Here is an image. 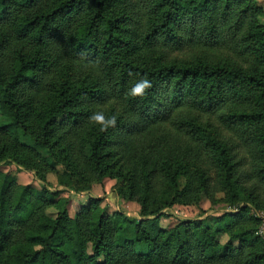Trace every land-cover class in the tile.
<instances>
[{
	"label": "trees",
	"instance_id": "1",
	"mask_svg": "<svg viewBox=\"0 0 264 264\" xmlns=\"http://www.w3.org/2000/svg\"><path fill=\"white\" fill-rule=\"evenodd\" d=\"M0 114V162L42 182L62 166L75 191L113 177L145 217L96 197L70 214L0 170V264H264L246 206L212 226L156 215L216 192L264 208L256 0H0Z\"/></svg>",
	"mask_w": 264,
	"mask_h": 264
},
{
	"label": "rangeland",
	"instance_id": "2",
	"mask_svg": "<svg viewBox=\"0 0 264 264\" xmlns=\"http://www.w3.org/2000/svg\"><path fill=\"white\" fill-rule=\"evenodd\" d=\"M264 9V0H256ZM262 18H259L261 21ZM190 49H185L186 56L190 53ZM198 54L205 55L204 52L198 51ZM178 57L182 58V52H177ZM179 59V58H178ZM6 119L0 114V123ZM19 138L21 141L30 144L31 140L28 136L24 135L21 130H18ZM41 154H45L46 150L37 147ZM62 166L56 167V172L47 173L45 182L40 181L35 175L34 171L17 166L14 163L6 161L0 162V170L8 172L15 176L20 184H29L33 188L39 190L45 186L49 191H57L60 196L69 200V213L73 214L78 208L79 204L85 203L89 197L100 198V205L106 208L107 213L114 211L121 212L126 218L131 221L137 222L143 220L145 217L139 216V205L136 200H126L117 195L116 192V179L113 177H105L101 182H93L90 190L88 191H75L73 187L64 184L65 178L62 173ZM180 186H183L184 180H178ZM223 194L216 192L212 197H202L196 203H174L169 207L163 208L158 214V223L160 228L168 229L172 227L179 220L185 219H199L204 223L212 226L215 222L216 216L228 213L237 212L241 207H247V214L254 220L255 235L264 242V208H257L251 202L238 201L234 204L228 205L223 201ZM215 200V201H213ZM47 215L54 217L55 208L49 207L46 210ZM220 242L227 240L225 234L218 236Z\"/></svg>",
	"mask_w": 264,
	"mask_h": 264
},
{
	"label": "clouds",
	"instance_id": "3",
	"mask_svg": "<svg viewBox=\"0 0 264 264\" xmlns=\"http://www.w3.org/2000/svg\"><path fill=\"white\" fill-rule=\"evenodd\" d=\"M136 91H140V88H137Z\"/></svg>",
	"mask_w": 264,
	"mask_h": 264
}]
</instances>
